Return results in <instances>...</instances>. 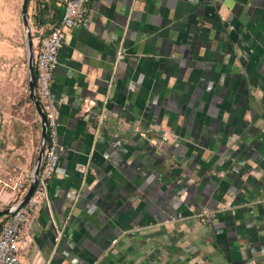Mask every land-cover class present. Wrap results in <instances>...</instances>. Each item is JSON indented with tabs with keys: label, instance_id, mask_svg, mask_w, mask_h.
I'll use <instances>...</instances> for the list:
<instances>
[{
	"label": "crops",
	"instance_id": "0c3cea01",
	"mask_svg": "<svg viewBox=\"0 0 264 264\" xmlns=\"http://www.w3.org/2000/svg\"><path fill=\"white\" fill-rule=\"evenodd\" d=\"M8 1L0 35L18 44L20 8ZM27 13L48 33L63 3L31 0ZM16 51L6 75L22 97ZM52 97L62 152L22 264H264V0H91L65 32ZM104 101L148 141L97 131ZM14 141L0 151L5 168L32 172L30 154H10Z\"/></svg>",
	"mask_w": 264,
	"mask_h": 264
},
{
	"label": "built area",
	"instance_id": "2783aa9c",
	"mask_svg": "<svg viewBox=\"0 0 264 264\" xmlns=\"http://www.w3.org/2000/svg\"><path fill=\"white\" fill-rule=\"evenodd\" d=\"M63 14L60 21L48 33H38L31 28L34 61V94L46 119V142L36 179V185L27 199L21 204L28 186L32 180V172L5 168L4 156L0 155V212L2 196L10 195V213L0 218V264H22L19 258V248L25 231L31 226L36 210L48 200L49 183L59 164L62 147L58 140V123L56 120V103L52 97L54 71L58 63L60 49L65 41L67 30L79 27L85 18L87 5L91 0H61ZM35 40V42H34ZM118 52V58L121 56ZM107 102L97 107L95 127L99 131L109 125L115 130L128 129L131 135L148 141V130L142 128L139 122H132L107 107ZM90 111V108L88 109ZM36 120L39 117L33 109ZM166 140L162 134L160 141ZM40 141V139H39ZM151 142V140H149ZM154 144V142H153ZM259 202L264 203V198ZM234 207L225 206L217 210H205L197 215L201 224H209L215 220L216 214L233 212ZM252 212V211H251ZM118 242L114 239L111 245Z\"/></svg>",
	"mask_w": 264,
	"mask_h": 264
},
{
	"label": "rangeland",
	"instance_id": "374dc122",
	"mask_svg": "<svg viewBox=\"0 0 264 264\" xmlns=\"http://www.w3.org/2000/svg\"><path fill=\"white\" fill-rule=\"evenodd\" d=\"M8 2V0H0V9L6 10ZM21 3L22 0H18L16 6L21 8ZM19 46L24 50L22 61L25 62L27 60L25 32L23 31L18 44L12 40L5 42L0 35V151L6 148L9 136L12 134L15 141L12 147L14 149L9 151L10 154L13 153L14 156L17 154L22 159L30 154L32 162H35L40 132L33 120L31 106L27 100L28 87L26 84V92L19 97L15 91V82L6 75L9 69L8 62L17 56L16 47Z\"/></svg>",
	"mask_w": 264,
	"mask_h": 264
},
{
	"label": "water",
	"instance_id": "95a60500",
	"mask_svg": "<svg viewBox=\"0 0 264 264\" xmlns=\"http://www.w3.org/2000/svg\"><path fill=\"white\" fill-rule=\"evenodd\" d=\"M28 1L22 0L21 8H20V16L21 22L23 26V31L25 32V41H26V51H27V87H28V98L30 103L33 105L39 120H40V141L39 148L36 155V159L34 162V167L32 171V180L28 186V189L21 200V204L25 203L27 199L30 197L35 185L36 179L39 173V168L41 164V159L44 152L45 142H46V119L44 114L41 111V108L38 104V101L34 94V61H33V42H32V34H31V26L28 18ZM10 213V209L6 208L0 212V218L4 215H8Z\"/></svg>",
	"mask_w": 264,
	"mask_h": 264
},
{
	"label": "trees",
	"instance_id": "16d2710c",
	"mask_svg": "<svg viewBox=\"0 0 264 264\" xmlns=\"http://www.w3.org/2000/svg\"><path fill=\"white\" fill-rule=\"evenodd\" d=\"M30 1H31V0L28 1V6H29ZM27 100H28V103L30 104V106L32 107V109H34L33 105H32V104L30 103V101H29L28 96H27Z\"/></svg>",
	"mask_w": 264,
	"mask_h": 264
}]
</instances>
